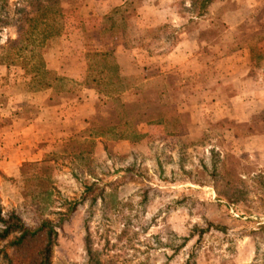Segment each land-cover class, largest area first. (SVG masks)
<instances>
[{
  "label": "rangeland",
  "instance_id": "374dc122",
  "mask_svg": "<svg viewBox=\"0 0 264 264\" xmlns=\"http://www.w3.org/2000/svg\"><path fill=\"white\" fill-rule=\"evenodd\" d=\"M63 20L43 58L65 135L0 172L3 212L59 224L53 264H264V0H82ZM16 37L0 31V64ZM89 49L128 84L131 125L99 136L118 101L90 88ZM21 59L6 91L31 118L42 73Z\"/></svg>",
  "mask_w": 264,
  "mask_h": 264
},
{
  "label": "trees",
  "instance_id": "16d2710c",
  "mask_svg": "<svg viewBox=\"0 0 264 264\" xmlns=\"http://www.w3.org/2000/svg\"><path fill=\"white\" fill-rule=\"evenodd\" d=\"M81 1L17 0L10 2V0H0V31L4 27L14 26L17 35L12 47H10L11 55L2 62L6 66L20 64L15 60L22 58L21 63H23L25 70L34 72L37 77L42 73V79L41 77L38 79L39 88L53 89L54 82L58 81L60 77L55 74L52 65L46 64L43 56L51 43L50 41L62 33L64 13L75 9ZM211 1L202 0V4L206 7ZM10 5H14L13 9H10ZM202 13L201 10L199 14ZM86 56L88 60H93V62L88 63V71H97L96 76L98 75L94 77L95 84L90 88L95 89L98 98L102 100V94L105 91L100 87L105 84L108 89L106 97L112 101H118V104L112 107L114 108L113 111L117 113L115 123L109 127H106L105 124L97 126L96 129L101 130L98 136L104 134L106 129L110 130L119 125H131L132 120L123 121L124 115H121L122 112L124 114L123 110L126 108L125 101L121 99V96L127 91L128 84H125V80L120 76L112 49H89ZM31 67L34 68L31 69ZM47 74L48 77L50 76L49 80L45 77ZM92 128L95 127L92 126ZM117 138H130V136L125 137L119 133ZM211 226V223H208L205 229L198 231L199 236L209 231ZM57 227L59 224L56 225L49 219H43L36 227H30L16 212H3L0 202V244H2L0 246V258L6 264H53Z\"/></svg>",
  "mask_w": 264,
  "mask_h": 264
},
{
  "label": "crops",
  "instance_id": "0c3cea01",
  "mask_svg": "<svg viewBox=\"0 0 264 264\" xmlns=\"http://www.w3.org/2000/svg\"><path fill=\"white\" fill-rule=\"evenodd\" d=\"M174 52L169 56L171 58L170 62L173 64H179L187 60V55L181 61L183 57L178 58L173 55ZM189 54L191 55V53ZM231 54L233 53L231 52ZM221 58L220 62L222 64L228 62L223 61V55ZM228 67L230 66L228 65ZM220 69L221 74L225 69L223 67ZM220 69H217V71ZM8 72V66L0 64V141L2 142L0 153L3 154V157L0 158V172L12 174L22 160L30 157L37 160L39 156L48 150L52 140L56 138L59 141L65 135V132L62 127H58L62 122L63 115L59 112L60 106L51 99L50 94L53 91L51 88H42L30 92V98H37L36 113L31 118L20 116L21 114L16 108L23 99L18 96L8 97L6 91ZM245 80L246 76L238 79L242 83ZM1 100H4V102H1ZM79 102L81 105V100Z\"/></svg>",
  "mask_w": 264,
  "mask_h": 264
}]
</instances>
